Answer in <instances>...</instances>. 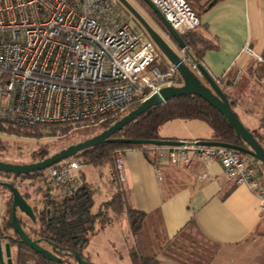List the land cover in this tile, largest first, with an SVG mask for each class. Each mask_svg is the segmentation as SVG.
I'll return each mask as SVG.
<instances>
[{
  "label": "built area",
  "instance_id": "2783aa9c",
  "mask_svg": "<svg viewBox=\"0 0 264 264\" xmlns=\"http://www.w3.org/2000/svg\"><path fill=\"white\" fill-rule=\"evenodd\" d=\"M149 1L180 37L199 25L186 0ZM178 50L182 63L199 76L186 46ZM244 52L252 55L247 48ZM160 56L116 0H0V132L36 125L98 127L163 88L182 86L176 67L167 61L164 71L153 66ZM198 142L149 146L159 180L163 165L217 162L228 180L260 199L264 210V182L256 161ZM127 151H114L121 183ZM83 167L70 158L44 174L52 189L72 196L84 184Z\"/></svg>",
  "mask_w": 264,
  "mask_h": 264
},
{
  "label": "trees",
  "instance_id": "16d2710c",
  "mask_svg": "<svg viewBox=\"0 0 264 264\" xmlns=\"http://www.w3.org/2000/svg\"><path fill=\"white\" fill-rule=\"evenodd\" d=\"M136 1L152 19L155 26L168 36L165 28L149 7L142 0ZM186 1L196 14L199 25L192 32L181 38L192 59L197 64H201L206 52L219 50L218 41L208 36L206 27L201 24V18L220 0H216L210 8L209 5L213 0L203 5H201L202 0ZM133 22L137 29L142 30L134 20ZM173 44L175 43L173 42ZM260 58L261 62L257 66L264 67V50ZM153 66H158L161 71H164L167 69L168 63L160 56V60ZM217 82L226 94L229 105L234 111V107L241 103L240 96H234L227 92L232 84L226 82L225 85H222L224 78L217 80ZM262 99L264 100V96ZM138 105H132L122 114L108 119L98 127L77 128L76 130L67 128L68 131H75L66 134L64 138L56 140V143L60 144L58 150L85 141L101 133L134 110ZM261 110L263 116H261L260 126L255 130L245 128L252 132L264 149V104ZM172 120H199L207 124L212 130V136L209 140L200 141L245 147V144L236 136L224 117L200 97L189 95L174 97L160 106L149 109L126 125L121 131L115 133L112 138L143 141L162 140L159 131L164 124ZM53 128L61 129L53 125H36L34 127H10L8 130L16 132L18 136L23 135L40 139L44 136L42 134L43 129H48V132L54 133ZM73 139L76 140L73 141ZM148 147L146 145L101 144L88 148L71 158L78 161L82 166L107 169L110 172L111 196L99 206L96 213H92L94 204L92 193L85 182L78 192L72 196L60 194L53 198L51 196L53 195L51 182L45 178V172L20 176L17 179L12 175L0 173V179L8 182L9 179L13 178L14 181L11 184L17 187V181L21 180L23 182L39 175L44 184H50L51 188L49 189L48 187L43 196V209L37 222L38 228L31 232L30 229H26L28 226L26 222L22 219H18V221L30 239L39 240L43 245L50 246V252L58 257L60 262L47 261L19 242L12 230L11 199L9 198L3 205L4 214L0 217V242L9 244L12 264H79L74 256H70V252L75 251L83 260H87L83 256V251L88 246L91 237L105 227L110 226L115 217L122 214L127 219L129 233L133 239L132 244L128 247V259L131 264H158V257L166 258L176 264H212L219 254L221 246L202 236L193 220H190L172 239H167L163 235L161 221L157 213L146 214L130 207L128 204L127 192L122 185L123 183L119 180V173L116 169L114 151L116 149H139L144 154H149L147 152ZM0 149H2L1 145ZM40 150L41 158L48 156L46 148L42 147ZM239 156L242 159L246 158V156L240 154ZM149 160L154 164V159ZM255 163L258 165V174L262 176L261 169L263 165L258 162ZM173 193L174 190L166 188V196H170ZM47 211L49 212L48 215ZM259 230L261 229L258 228L255 233L264 235V232Z\"/></svg>",
  "mask_w": 264,
  "mask_h": 264
},
{
  "label": "crops",
  "instance_id": "0c3cea01",
  "mask_svg": "<svg viewBox=\"0 0 264 264\" xmlns=\"http://www.w3.org/2000/svg\"><path fill=\"white\" fill-rule=\"evenodd\" d=\"M208 1L202 0L201 5ZM201 24L208 36L219 43V50L206 52L201 63L216 81L233 69L244 70L249 64L257 66L261 62L258 58L264 50V0H220L202 16ZM245 48L252 55L244 52ZM240 105L234 107V112L241 108V113L249 116V111ZM260 122L261 116L252 125L242 124L255 130ZM167 125L170 126L165 128ZM159 135L162 140L191 142L209 140L212 130L199 120H172L161 127ZM149 159H154L153 154L139 149L125 153L121 177L130 207L146 214L157 213L167 239L193 220L202 236L221 246L212 264H264V247L252 248L255 242H249L258 228L264 229V210L257 196L246 186H236L228 180L217 162L204 164L193 159L185 166L163 165L159 180ZM86 167L82 173L88 185ZM98 170L106 172L105 188L112 193L109 170ZM166 188L174 193L166 196ZM113 224L114 221L110 226ZM130 241L132 244V237ZM157 260L158 264H176L163 257Z\"/></svg>",
  "mask_w": 264,
  "mask_h": 264
},
{
  "label": "water",
  "instance_id": "95a60500",
  "mask_svg": "<svg viewBox=\"0 0 264 264\" xmlns=\"http://www.w3.org/2000/svg\"><path fill=\"white\" fill-rule=\"evenodd\" d=\"M131 16V18L142 28L149 39L154 43L161 56L172 66L176 67L179 73L182 86L176 88H163L157 94H154L144 102L140 103L134 110L123 116L121 119L113 123L106 130L101 133L51 155L50 157L31 164H11L0 162V173L13 175L16 178L20 176H27L29 174L44 172L48 168L76 156L78 153L101 144H123V145H146L156 147H177L182 146V141L172 140H157V141H143V140H129L112 138V136L121 131L126 125L137 119L141 114L145 113L151 108L162 105L168 100L178 96H198L214 108L224 119L228 122L230 128L238 136L245 147L230 146L211 141H199L200 146L206 147H223L237 152L240 155L252 158L256 162L264 166V149L254 137L252 132L248 131L240 122L235 112L231 109L226 94L219 86L218 82L210 76L201 64H197L199 76L190 71L181 61L175 51L169 44L136 12L126 0H116ZM149 9L155 14L162 26L165 28L168 39L175 43L176 48L184 49L185 44L182 38L171 28L170 24L159 12V10L149 1L142 0ZM209 5L212 7L213 3ZM0 187L7 188L12 194L11 207V225L13 233L18 238L19 242L32 250L35 254L41 256L43 259L58 263L60 259L52 252L40 246L39 240H32L28 234L23 230L18 218L16 216L17 209L26 217L35 222L34 214L30 206L20 195L16 186L10 183H1ZM70 256H74L79 264H91L87 260H83L80 255L72 251ZM5 258V261H4ZM0 264H12L11 251L9 244L4 245V254L0 244Z\"/></svg>",
  "mask_w": 264,
  "mask_h": 264
},
{
  "label": "rangeland",
  "instance_id": "374dc122",
  "mask_svg": "<svg viewBox=\"0 0 264 264\" xmlns=\"http://www.w3.org/2000/svg\"><path fill=\"white\" fill-rule=\"evenodd\" d=\"M126 2L142 16V18L179 56L180 53L175 44L168 39L167 35L162 32V30L155 26L152 19L139 6L137 1L126 0ZM226 82H230L232 84V86L228 88L227 92L231 90V95L240 96V106L243 109L248 110L250 113L249 116H246L241 113V108H237L235 109V114L239 117L238 119H240L246 126L249 124L252 125V123L257 120L259 116H263V112L261 110L264 104V100L262 99L264 96L263 66L249 64L244 70L233 69L224 78L222 85H225ZM168 126L170 125H167L165 128H168ZM75 130L68 131L67 129L57 130L56 128H53L54 133H51L48 132V129H43L42 134H44V136L37 139L36 137L30 136H18L16 132L9 131L7 128L6 132H0V145L2 147V149H0V161L11 164H31L42 161L60 151L58 150L60 144L56 143L57 139L64 138L66 134H70ZM74 140L76 139H73V141ZM42 147L46 148L48 151V156L45 158H41L40 156V149ZM261 170L264 182L263 166ZM98 171V169L92 167H86L84 169L94 202L92 213H95L98 210L99 205L107 201L111 194V190L105 188L108 186V176L106 175V172L104 170H101L100 172ZM16 184L18 185L20 192L27 199V202L34 209L37 219H39L41 216L40 212L43 209V196L45 195L48 187L51 189L49 186L50 184H44L41 178H39V175L26 179L23 182L21 180L17 181ZM51 192L53 194L51 195L53 198L60 195V192L57 190L52 189ZM4 199L5 198L0 195V217L4 214ZM22 220L27 223L28 226L26 229H30L31 232L38 228V224H32L28 218L22 217ZM259 231L264 232V229ZM130 239L131 236L126 217L123 214L119 215L115 217L114 224L112 226L99 231L95 236H93V238L91 237L88 247L83 251V256L91 264H130L128 260V247L131 245ZM262 239L264 240V235L254 233L249 239V242H255V245L252 248L264 247V241Z\"/></svg>",
  "mask_w": 264,
  "mask_h": 264
},
{
  "label": "flooded vegetation",
  "instance_id": "af4514ba",
  "mask_svg": "<svg viewBox=\"0 0 264 264\" xmlns=\"http://www.w3.org/2000/svg\"><path fill=\"white\" fill-rule=\"evenodd\" d=\"M0 162H2V161H0ZM5 163H7V162H5ZM13 176V175H12ZM17 179V178H16ZM12 181H14V179L13 178H11V179H9V181L8 182H6V181H3L2 179H0V182L1 183H10L11 184V182ZM16 188L18 189V191H19V193H20V195L22 196V198L26 201V203L30 206V208L32 209V212H33V214H34V219H35V222H32L31 220H30V218H28V217H26L25 215H23L18 209H17V211H16V216H17V218L18 219H22V217L24 216V217H26V218H28L32 223H37L38 222V220L39 219H37V217H36V213H35V211H34V209L32 208V206L27 202V199L25 198V196L20 192V190H19V187H17L16 186ZM0 195L1 196H3L5 199L3 200V204L10 198L11 199V207H12V194L10 193V191L7 189V188H5V187H0ZM44 201V200H43ZM43 205V204H42ZM48 211H47V215H48ZM0 244H1V248H2V251H3V254H4V245L6 244V243H1L0 242ZM42 243L40 242V246H42L43 248H45V249H47V250H49V249H51L50 248V246H45V245H41ZM50 251V250H49Z\"/></svg>",
  "mask_w": 264,
  "mask_h": 264
}]
</instances>
